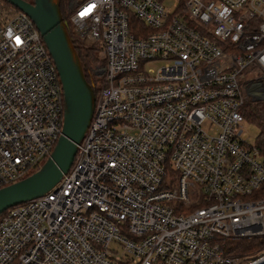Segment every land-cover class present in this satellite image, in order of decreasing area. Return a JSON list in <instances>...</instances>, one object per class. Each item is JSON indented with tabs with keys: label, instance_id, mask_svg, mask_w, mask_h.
<instances>
[{
	"label": "built area",
	"instance_id": "2783aa9c",
	"mask_svg": "<svg viewBox=\"0 0 264 264\" xmlns=\"http://www.w3.org/2000/svg\"><path fill=\"white\" fill-rule=\"evenodd\" d=\"M169 4L68 0L104 59L92 116L60 180L0 212V264H264V157L242 134L264 0ZM63 110L34 21L0 0V187L50 155Z\"/></svg>",
	"mask_w": 264,
	"mask_h": 264
},
{
	"label": "water",
	"instance_id": "95a60500",
	"mask_svg": "<svg viewBox=\"0 0 264 264\" xmlns=\"http://www.w3.org/2000/svg\"><path fill=\"white\" fill-rule=\"evenodd\" d=\"M34 21L61 82L64 110L62 133L45 161L32 173L0 187V212L49 190L71 165L77 144L89 125L95 93L84 76L69 38L58 0H8Z\"/></svg>",
	"mask_w": 264,
	"mask_h": 264
},
{
	"label": "trees",
	"instance_id": "16d2710c",
	"mask_svg": "<svg viewBox=\"0 0 264 264\" xmlns=\"http://www.w3.org/2000/svg\"><path fill=\"white\" fill-rule=\"evenodd\" d=\"M3 4H6L7 6L14 7L15 9H18L15 5L11 4L8 0H1ZM32 1V0H30ZM60 5L61 12L63 11L62 3L63 0H58ZM178 1V13H182L184 9V0H177ZM65 22H66V28L69 35V38L72 42V45L74 46L76 53L80 59L84 76L89 84L93 87L94 93L96 92V85H95V74L90 68L92 63L95 62L98 59L97 49L94 45L88 44L86 42H82L76 37V34L66 19V16H63ZM264 100H256L251 101L246 100V103L242 107V112L244 114V117L246 121L253 122L258 126V132L255 137V145L259 151V153L264 157ZM41 164H38L34 166L32 170H36ZM34 170V171H35ZM30 172V171H29ZM28 172V173H29ZM33 172V171H32ZM31 172V173H32ZM27 173V175H28ZM30 174V173H29Z\"/></svg>",
	"mask_w": 264,
	"mask_h": 264
},
{
	"label": "rangeland",
	"instance_id": "374dc122",
	"mask_svg": "<svg viewBox=\"0 0 264 264\" xmlns=\"http://www.w3.org/2000/svg\"><path fill=\"white\" fill-rule=\"evenodd\" d=\"M72 1H75V0H72ZM168 2H170L169 5L171 6V8H173V6L177 2V0H166V3H168ZM62 8H63V11L61 12L62 16H68L69 15V12H68V0H63ZM97 54H98L99 59L101 60V63H104V59L102 57L100 58L99 51L98 50H97ZM163 62L164 61H162V60L153 61L152 63L147 64L146 65V68H149V67L156 68L157 66H160ZM94 63L95 62H93L92 65H91V67H90L92 69V71H93V64ZM248 86H250V83H248V81L246 80L245 87L247 88ZM247 100H250V102L252 100L253 101H256V100H264V90H256V91L254 90V91L250 92L249 93V96L247 97ZM244 126L245 127H244V130H243V133H242L243 136L249 142H255V137H256L257 132H258V126L255 123L249 122V121L244 122ZM44 161H45V159L42 160L41 164ZM34 170H32V171H34ZM32 171L30 170L29 173H31ZM26 175L27 174H25L24 176H26Z\"/></svg>",
	"mask_w": 264,
	"mask_h": 264
},
{
	"label": "snow or ice",
	"instance_id": "6c2138e0",
	"mask_svg": "<svg viewBox=\"0 0 264 264\" xmlns=\"http://www.w3.org/2000/svg\"><path fill=\"white\" fill-rule=\"evenodd\" d=\"M92 7H95L94 5ZM91 11V7L87 9L85 12L80 13L81 16L86 15L88 12Z\"/></svg>",
	"mask_w": 264,
	"mask_h": 264
}]
</instances>
